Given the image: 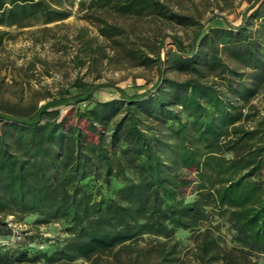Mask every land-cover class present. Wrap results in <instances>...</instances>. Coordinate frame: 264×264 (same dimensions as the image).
Returning <instances> with one entry per match:
<instances>
[{
	"label": "trees",
	"instance_id": "1",
	"mask_svg": "<svg viewBox=\"0 0 264 264\" xmlns=\"http://www.w3.org/2000/svg\"><path fill=\"white\" fill-rule=\"evenodd\" d=\"M62 1L0 0V25L61 20L70 13ZM90 7L186 18L161 0H90ZM248 10L238 25L212 27L186 44L168 35L178 51L172 66L193 74L184 80L162 75L157 49L139 55L160 72L143 91L117 87L116 97L98 100L93 93L105 83L77 78L74 91L0 111V234L12 233L8 216L28 215L36 224L61 220L68 234L31 257L27 245L0 246V262L102 264V254L124 252L128 264H177L178 227L196 231L200 264H244L264 253V111L253 103L264 90V0ZM212 216L229 224L233 246H220L204 224ZM145 236L164 238L153 255L140 246Z\"/></svg>",
	"mask_w": 264,
	"mask_h": 264
},
{
	"label": "rangeland",
	"instance_id": "2",
	"mask_svg": "<svg viewBox=\"0 0 264 264\" xmlns=\"http://www.w3.org/2000/svg\"><path fill=\"white\" fill-rule=\"evenodd\" d=\"M161 1L170 11L184 15V21L179 23L161 16L122 15L104 7L92 8L90 0H63L62 5L70 13L61 20L44 23L35 18L27 25H0V111L39 106L48 99L60 96L65 89L74 91L70 83L77 78L105 83L93 93L98 100L116 97L117 87L129 93L143 91L154 84L160 72L164 77L184 80L193 74L172 66V56L178 51L168 35H176L186 44L212 27L238 25L250 13L248 9L254 2ZM191 19L197 24H190ZM253 22V27H256L258 20ZM102 28L106 29L105 34ZM157 49L163 60L160 72L155 63L141 64L139 57L141 54L155 57ZM253 103L264 111V90L253 99ZM61 110L64 113L67 107L61 106ZM250 123L252 121L247 125ZM81 125L84 123L81 122ZM186 194L187 199L193 197L191 190ZM34 219V215H28L22 221L8 216L12 233L0 234V246L15 249L27 245L33 248L28 251L31 257L38 250L50 252L67 237L61 220L36 224ZM204 224L210 225L220 246H233V231L223 217L212 216ZM195 235L194 229H176L175 238L179 241L175 253L177 264H200L194 256ZM144 239L140 241V246L150 248L151 254L164 240L160 236H145ZM141 259L138 258V261ZM129 261L124 252H106L100 260L102 264H128ZM0 264L46 263L42 259L18 261L14 258ZM53 264L87 262L78 258ZM244 264H264V253L248 256Z\"/></svg>",
	"mask_w": 264,
	"mask_h": 264
}]
</instances>
